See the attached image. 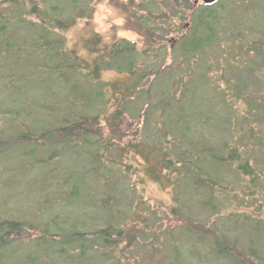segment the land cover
<instances>
[{"label":"trees","instance_id":"obj_1","mask_svg":"<svg viewBox=\"0 0 264 264\" xmlns=\"http://www.w3.org/2000/svg\"><path fill=\"white\" fill-rule=\"evenodd\" d=\"M0 174V264H264V0H0Z\"/></svg>","mask_w":264,"mask_h":264},{"label":"rangeland","instance_id":"obj_2","mask_svg":"<svg viewBox=\"0 0 264 264\" xmlns=\"http://www.w3.org/2000/svg\"><path fill=\"white\" fill-rule=\"evenodd\" d=\"M93 7H94V13H93V18L91 20L92 24L94 26L95 31L98 32L99 34H101V36L105 40L108 41L111 39V34H113L112 30H116V35L118 37H124V38L129 39V40L135 39V35H133L129 32H125V29L123 27L124 21L122 19V16L115 8L110 7L105 1H102L100 3L95 2ZM10 171H14V169L10 168L9 172ZM4 176H6V175L0 174L1 179H4L5 178ZM7 176H10V180L12 182L18 181V177L14 173L9 174ZM20 182H21V180L18 181V183H20ZM7 185H9V186L4 188L5 190H3L2 193L5 194L8 191L6 189H9V190L13 189L14 195H17L15 191L17 189H20V186L18 187V185H10V184H7ZM146 196H149L153 200H158V201H161L163 203H166L168 201V197H169V195L166 192L161 193V191L155 185H149L147 187ZM16 204L18 207L19 205L17 202H16ZM10 207L11 208L14 207V203L7 204L6 206H4L3 212L5 214L8 213L10 215L11 214L19 215V213L21 211L22 212L21 215H23L25 217L32 216V215L34 216L36 214V213H34L32 205L30 203H29V205H27L26 201L23 202L22 208L19 206V209L14 213H9ZM9 251H12V249H5L4 250L5 253H8ZM15 260H16V258L11 257L10 259H7V262H3L2 264H14Z\"/></svg>","mask_w":264,"mask_h":264},{"label":"water","instance_id":"obj_3","mask_svg":"<svg viewBox=\"0 0 264 264\" xmlns=\"http://www.w3.org/2000/svg\"><path fill=\"white\" fill-rule=\"evenodd\" d=\"M203 4H213L215 3L217 0H201ZM198 2V0H194V4H196Z\"/></svg>","mask_w":264,"mask_h":264}]
</instances>
